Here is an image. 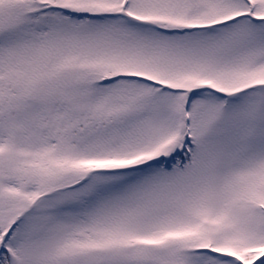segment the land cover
<instances>
[{
  "label": "snow or ice",
  "instance_id": "1",
  "mask_svg": "<svg viewBox=\"0 0 264 264\" xmlns=\"http://www.w3.org/2000/svg\"><path fill=\"white\" fill-rule=\"evenodd\" d=\"M0 264H264V0H0Z\"/></svg>",
  "mask_w": 264,
  "mask_h": 264
}]
</instances>
